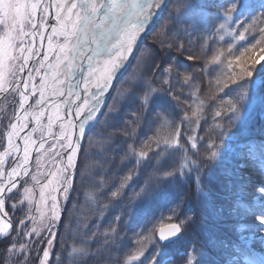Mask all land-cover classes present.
<instances>
[{
  "label": "snow or ice",
  "instance_id": "snow-or-ice-1",
  "mask_svg": "<svg viewBox=\"0 0 264 264\" xmlns=\"http://www.w3.org/2000/svg\"><path fill=\"white\" fill-rule=\"evenodd\" d=\"M212 8L217 11L211 12ZM52 9L55 24L51 25L47 39L48 51L55 54V60L48 64V71L37 86L32 82L34 77L30 71L27 78L22 79L33 56V47L26 46L23 41L26 36L35 38L37 35L43 40L47 17L52 14ZM165 9L168 15L160 29L164 48L175 47L178 51H185V44L188 49H192L202 40L200 47L206 54L209 41H225V35L232 37L231 43L225 41L228 47L216 48L211 60L201 69L207 73L209 64L227 68V72L223 73L225 80L217 76L215 83L219 87L210 99L217 100L219 93L229 98L224 100L219 97L213 115L214 126L205 138L183 131L185 123L194 124L191 131H196L206 106L205 100L198 95L200 88L194 83L191 73L182 76L183 84L191 88V102L183 101L192 109L191 115L185 109L177 121L169 111H174L181 102L172 87L175 58L163 68L160 76L153 73L155 79L145 78L142 74L133 78L120 95L125 100L130 99L136 110L121 118L122 126L111 125L113 131L103 138V145L113 155H119L122 165H132L120 179L118 187L111 191L110 197L113 200L121 199L133 176L139 175L141 168L147 166L151 169L148 178L138 191L133 192L126 206L128 215L143 219L145 209L161 195L173 198L189 195L177 192L175 185L180 181L192 180L194 187L190 196L196 208L202 211L204 219L211 215L216 221L208 237V247L215 255L206 253L203 246H199L198 239H189L190 235H196L193 231L196 215L193 212L179 216L178 209L184 202L181 199L175 208L170 209L171 215L166 217L169 221L175 217L177 222L158 229L153 225L147 229V234L142 227L136 233V247L124 253L122 260L112 254L114 250H119L123 239L114 224L103 232L99 231L98 226L90 234L85 232L84 235L89 238H81L79 246L73 244L66 248V256L57 254L56 264H89L90 261L92 264H145V261L147 264H264V240L260 241V250L249 245V240L257 232L264 235V139L257 141L244 135L252 113L258 109L264 114V78H253V72L243 67L237 73L231 62L232 57L240 61L241 56L252 49L259 48L264 53V0H0V94L18 97V105L11 115L0 109L5 111V115L0 116V125H3L0 127V140L3 141L0 143V245H3L0 247V264H28V245L18 241L21 238L20 226H23L25 236L32 233L40 235V230L35 226L36 218L31 215L34 205L36 211L40 212V223L52 236V239L47 240L49 247L43 249L42 258H39V264H48L50 249L56 237L52 229L61 219L59 202L51 192L62 188L65 199L68 198L74 175L70 170L76 168L81 141L87 138L98 115H104L107 124V118L119 112L118 108L109 106L107 113H101L104 93L125 67L142 35L147 33ZM38 27L40 31H33ZM249 37L255 42L241 43L248 42ZM237 49L239 54H236ZM225 51L229 55L227 63L223 59ZM186 59L195 61L197 57L190 53ZM47 60L48 55L45 54L44 61ZM260 60H264V55L260 56ZM237 66L240 67L239 64ZM155 69L159 71V65H155ZM77 72L82 73L80 83L94 103H90L88 96L82 98L79 93H75V99L82 100L75 106V119L79 123H67L68 128L77 130L75 143L65 124H60L61 138L66 141L61 147L71 149L66 164L52 172L53 179L43 185H40L36 175H32L34 184L28 186V181L23 180V177L29 176L27 165L36 143L32 133L38 130L44 109L32 112L25 105L37 93L39 98L30 107L44 104L46 93L49 92L56 96H64L67 92L71 97L72 81ZM176 74L181 75L178 70ZM156 80L159 82L156 83ZM229 83L235 88H229ZM91 88H95L96 92L91 93ZM53 108L55 119L61 120L59 106L53 105ZM68 115H72L71 108ZM149 116L152 117L155 130L152 136L140 140V129L148 122ZM29 117L35 120L38 127H33L22 136L21 133L29 127ZM48 119V130L51 132L53 118L49 116ZM117 134L122 137L119 143L115 142ZM238 135L244 137L242 145L236 144ZM18 141H22L23 148ZM43 146L42 135L40 148ZM103 151L102 146L101 153ZM10 159L13 166L6 171L5 165ZM218 160L222 163L219 185L214 192L206 191L203 176L209 164ZM36 163L40 164L39 157ZM250 167L258 171L260 176L255 190L251 180L244 175L245 169ZM84 169L81 178H89L92 175L89 164H85ZM165 185L168 187L165 188ZM36 186L40 187L39 201L35 200ZM103 188L101 180L100 190ZM45 190H48L47 196ZM17 196L20 197L18 201L14 200ZM48 199L52 201L50 207ZM90 199L95 201L97 198L93 195ZM6 201L11 202V216L6 211ZM25 203L28 205L25 217L33 221L31 231L27 230L25 218L19 220L17 227L13 225L18 208L23 209ZM99 207L102 217L109 205L100 204ZM42 208H46L47 212ZM123 215H117L115 222H119ZM248 216L254 217L257 225H245L243 221ZM231 221L238 222L231 225L236 232V240H229L223 234L224 225ZM82 227L86 229L88 224L85 222ZM246 227L251 235L245 234ZM80 230L79 223L74 230L72 221H69V236L74 237ZM149 245L152 248L146 256ZM22 256L24 259H21Z\"/></svg>",
  "mask_w": 264,
  "mask_h": 264
},
{
  "label": "trees",
  "instance_id": "trees-1",
  "mask_svg": "<svg viewBox=\"0 0 264 264\" xmlns=\"http://www.w3.org/2000/svg\"><path fill=\"white\" fill-rule=\"evenodd\" d=\"M215 10V8H212L210 11L215 13ZM167 15L168 10L161 20L162 24H164ZM160 29L161 28L154 31V35L152 36L150 41L142 46L141 51L135 57L130 70L124 74L125 76L123 75L124 77L122 76L123 81L119 86L118 93L114 96H111L102 113H105V110L109 105L118 108L119 112L112 113L111 116L107 118V124L105 123V116L103 122L100 121L103 117V115H101L97 120L98 122H96L97 124H94L95 126L92 127L93 129H91V131L87 135V138L85 139L84 146L89 140L93 142H101L102 146L104 147V158H94V162L98 163L94 164L95 166L92 171L93 178L90 182L89 178H81V172L85 171L84 165L91 162L89 160V153L93 148L94 143H89L87 147L88 159H82L81 156L72 185L71 195L68 202L64 204V214L61 221L58 225H56L53 231L56 233V237L53 240V246L50 252L48 264H56L55 257L57 254L66 256L67 251H65V249L69 246L73 244L79 246L81 238L88 239L89 237L84 235L85 232L90 234L92 231L96 230L97 226L99 227V231L103 232L114 224L118 228V231L123 239L122 241H120L119 250H114L112 254L114 257H117L118 260H122L124 253H128L130 250V246H133L134 233L138 231V229L142 225V222H144L148 218L157 217L159 214H163L171 208H175L177 203H179L181 199H183L184 202L178 209L179 216L182 217L185 214H192L193 212H195L196 215V224L193 228V231L196 233V235H190L189 239H198L199 246H203L206 253L215 255V253H213L212 250L208 247V237L209 232L216 221L211 215H208V218L204 219L202 216V211L196 208L194 200L190 196V193L192 192V189L194 187V183L192 180L180 181L175 185V190L177 192H182L189 195L178 196L176 198L167 195H161L145 209L146 215L143 217V219L128 215V213L126 212V206L129 204V198L133 195V192L138 191L140 186H142L144 181L148 178V174L151 171L150 168H148L147 166L142 167L140 170V174L133 176L131 182H129L128 187L124 189L121 199L113 200L110 197L111 191L115 190L116 188L115 183L118 181V179L122 178L128 173L132 165L127 163L122 165L120 163L119 155H113L111 150L107 146L103 145V138L108 136V134L113 131L111 125L117 126L119 120L121 122L122 117H124L131 111L136 110V106L130 99L125 100L120 95L124 91V89L129 86V83L133 78L142 74L145 78L153 77V79H155L153 73L155 72L156 76H160L163 68L172 62V58H175V69L173 71L172 87L175 90L176 94L180 96L181 102L178 106L175 107L174 111L172 109H169V111L172 113V117L175 120L179 121L183 116V112L185 109L188 110L189 115H191L192 111L191 108H188L187 105L183 103L184 100H188L189 102H191L192 98L190 96L191 88L183 84L182 76L184 73H191L192 75L196 73L194 83L196 82L200 85V91L198 95L201 99L205 100L206 106L204 112L202 113L200 126L196 128V131H191V129L195 127L194 124L188 125L187 123H185L183 131L188 132L192 135L203 136L205 138H207L208 132L214 126L213 115L216 106L219 103V97H223L224 100H227L229 98L228 96H224L223 93H219L217 100H211L210 98L214 94H216V89L219 86L209 83L207 85H204V79L200 80L199 76H197L198 73L196 70L198 61H195V63L197 64H195L194 61H188V63L185 61L184 53L188 49L187 44H185V51H178L175 47H173L172 49L162 47L161 41L163 39L160 36ZM201 42L202 40L198 41L194 49L192 48L193 50L191 52L193 55L198 56V54H200ZM155 44L160 47V53H157V50H155ZM248 57L250 56H241L240 62L238 63L240 67L235 66L233 67V70L239 73L241 71V67L247 68L248 70L253 72L254 77L255 75H258V73H260L259 69L261 68L262 70L264 68V65L256 66V64H253L255 62H252L255 58L254 55L250 57V60H248ZM154 60L156 61L154 62ZM155 65H159V71L155 69ZM189 66L191 68H195V70H191ZM176 70H178L181 75L178 76L176 74ZM261 74H264V71H261ZM121 78L119 79V81L121 80ZM158 82L159 81L156 80V83ZM229 88L234 89L235 85L229 83ZM225 91L227 92L228 89H225ZM133 106L134 108H132ZM107 112L108 109L106 113ZM117 116L118 119L116 120ZM116 121L117 123L115 124ZM154 130L155 126L152 123V117L149 116L148 122L145 123L144 126L140 129V140H144L149 136H152ZM246 136H249L257 141L264 139V117L261 111L258 109L252 113L248 121V130L246 132ZM239 140L240 135H238L237 137L236 144L242 145L244 142V137L242 140H240V142ZM201 151H203V149H201ZM105 157H107V159H105ZM221 170L222 163L220 160L209 164L203 176V183L205 185L206 191L212 190L214 192L218 187L221 177ZM244 175L246 178L251 180L253 190H255L256 183L260 179L258 171L250 167L245 169ZM101 180L104 183V188L102 190H100ZM164 187L167 188L168 186L165 185ZM93 195H95L97 198L95 201L90 199V197ZM100 204L109 205V207L104 210V214L102 217L100 216ZM121 213H124L122 219L119 222H115L114 218L117 215H121ZM21 218V214H15V217L13 218L14 227H17L19 225V220ZM70 220L72 221V228L74 230L77 228V223H79L81 226V230L76 232L74 237L68 235V225ZM173 221L177 222V218H174ZM85 222L88 224V227L86 229L82 227ZM236 222L237 221H231L229 224L224 225L225 232L223 234L229 240H235V235L233 233L231 225L235 224ZM21 233L22 231L20 232V235ZM47 240L48 237H45V232L43 231L40 232L39 236H37L35 233L32 234L31 238L26 244L28 245V264H37V262L39 261L38 259L40 258V252L43 248V245L46 244ZM92 246L95 247L94 244ZM0 247H3V245H0ZM21 259H24V257L22 256ZM89 264H92V262L90 261Z\"/></svg>",
  "mask_w": 264,
  "mask_h": 264
},
{
  "label": "rangeland",
  "instance_id": "rangeland-1",
  "mask_svg": "<svg viewBox=\"0 0 264 264\" xmlns=\"http://www.w3.org/2000/svg\"><path fill=\"white\" fill-rule=\"evenodd\" d=\"M49 2H50V0H49ZM52 10H51V13L53 12V14H51L49 17H47L46 28H47V26L49 24V18L51 16L54 18V9H52ZM216 11H217V9L215 10V12ZM166 12H167V9L163 13V16L161 17V19L157 23L155 29L146 37L145 42H143V44L139 48L137 54L140 53L142 46H144L148 41H150V39L154 35V31L159 30V28H161V26L163 25L161 23V20L165 16ZM39 15L40 14L38 13L37 20H39ZM216 23L218 24L219 21H216ZM51 25H54V23L53 24H49L48 28H51ZM231 27H236V26L232 25ZM33 31H40L39 27L37 29H33ZM50 33L48 32V29H46L43 32V40L41 39L40 35H37L35 38H32L30 36H26L24 38V41H23L26 46L30 45V46L33 47V56L28 62V67L26 68L27 71L25 72V74L24 73L22 74V79H23V77L27 78L28 72L30 71L32 73V76L34 77V79L37 82L36 83L37 86L40 84L39 82H40V78H41L42 74L44 75V73L46 72L45 69L48 70V67H47L48 64L49 63H53L54 60H55V54L53 52H49L48 51V39H47V37L49 36ZM253 35L255 36L256 34H253ZM160 36L163 39V36L161 34H160ZM54 41H55V38H54ZM225 41L228 42V43H231L232 42V37H229V36L225 35ZM225 41H219V42L209 41L208 45H207V53L206 54L204 52H202L201 47H200V51L201 52H200V54H198V56H196L197 59L195 60V61H198V64L195 63V61H194V63L197 64V70H196L197 73H198L197 76H199L200 80L204 79V85H207L208 83L216 85L215 81H216L217 76H220L222 81L226 79V77L223 75V73L227 72V68L224 67V66H215V65L209 64L208 65L209 71L207 73L201 70V69H203L205 67L206 63L211 60L213 52H214V50L216 48H224V49H226L228 47V43H225ZM254 42H255L254 39L249 37L248 42H241V43L250 44V43H254ZM202 43H203V41L201 42V44ZM154 46H155V50H157V53H160V50H159L160 47H158L157 44H155ZM193 49H187L185 51V53H184L185 54V58L184 59H185V61L187 63H188V60L186 59V57H187L188 54H190V53L192 54L191 51ZM45 54L48 55V60L44 62L42 55L45 56ZM137 54L133 57L130 66L127 68V70L122 75H124L126 72H128L130 70V68H131V66H132ZM236 54H239V49L236 50ZM247 55H249L250 57H252L254 55L255 58L252 61V62H255V63H253L254 65L255 64H256V66L264 65V60H260V56L264 55V53H261L259 51V48L252 49L249 52L244 53V56H247ZM250 57H248V60H250ZM223 59H225V63L228 62L229 55H228V53L226 51H225V57ZM258 60L260 61L259 63H257ZM155 61L156 60H154V62ZM41 62H43V64H44L43 67H41ZM231 62L233 64V67H235V66L238 65V63L240 61H236L234 59V57H232L231 58ZM18 63H22V61H19ZM190 69L191 70H195V68H191V67H190ZM261 71H264V68L262 70L260 68L259 69L260 73H258V75H255L253 78H256L257 80L263 78L264 74H261ZM122 75H121V77H122ZM123 77L121 78L120 81L118 80L119 82L116 81L113 84V86L110 85L109 91L107 90L108 91L107 99L110 98L111 94H112V96H114V95H116L118 93L119 86H120L121 82L123 81ZM193 77L194 78L196 77V73L193 75ZM80 86H82L84 88L83 84H81ZM93 89H94V91H96L95 88H93ZM47 94H48L47 97L54 96V95L51 94V92H49ZM38 97H39V93H37L36 96L33 98V100H31L30 103L28 102V104L25 105V107L27 106V108H29V110H31V108H34V107H30V106L31 105H35V101H36V99H38ZM49 101L51 102V100H49ZM50 102H46L47 104H49L47 109H48L49 112H53L54 108L52 107L53 105ZM17 105H18V97L14 98L13 95H11V94H8V95L0 94V109L6 110V112L9 115H11L13 109L15 107H17ZM36 106H38L36 112H39L41 109L45 110L44 107H40L39 105H36ZM109 106H107V108L105 110V113H106V111H107ZM132 108H134V106ZM49 112H47V113H49ZM4 115H5V111H0V116H4ZM43 117H44V115L40 118L41 121H40L39 127L37 125L35 126V127H38V130L36 132L32 133V138L36 141V143H35L36 146L34 145L32 147L31 153H32V151L34 149H35V152H34L33 156L31 157L32 159L30 158L31 161H29V164L27 165V167L29 168V176L23 177V180L28 181V186H33V184H34V182L31 180V176L32 175H36L37 179L40 182V185H43V184L47 183V181L49 179H53L52 176H51L52 172H55L57 170V168L63 167V165L61 163L63 161L60 162L59 160L61 158L62 153H64V151L66 150V148L60 146V150L58 151L59 144L62 145L64 143H66V141H64L61 138V131L62 130H60L58 132V134L55 135L56 138L52 137V136H54V134H53L54 133L53 132V129H54L53 125L51 127V132H49V130H48L49 122H47V124L43 123V125H41ZM263 117H264V114H263ZM117 119H118V116H117L116 120ZM103 120H104V115H103V117L101 118L100 121L103 122ZM4 123L6 124L7 121H5ZM91 123L92 122H90V124ZM116 123H117V121L115 122V124ZM35 124H36V122H35V120H33V127H34ZM117 126H122V121L120 122V120H119ZM0 127H3V125H0ZM42 135H43V144H44V146H43V148H40V143H41L40 141H41ZM244 135H246V133ZM120 139H121V136L119 134H117L116 137H115V142L119 143ZM242 139H243V136H240V140H242ZM144 140H146V139H144ZM240 140H239V142H240ZM89 141L86 142V144H85V146L83 148L82 159L83 158L88 159L87 147H88V145L90 143ZM0 143H3V141L0 140ZM101 146H102L101 142H95L94 145H93V148L90 150V153H89V160L91 161L89 163L90 171H93V168L95 166L94 165V158H96V157L104 158V152L103 153L100 152L101 151ZM0 151H2V148H0ZM57 153H59V155H57ZM37 157H39V159H40V164L39 165H37V163H36ZM66 162H67V159L64 162V164H66ZM11 166H13V165H12V160L10 159L5 165V170L7 171V169L9 167H11ZM70 171L73 172V170H70ZM92 178H93V176L91 175L89 177V181L90 182H91ZM120 179H118V181L115 183L116 187H118V185L120 183ZM21 183H23V181H21ZM72 185H73V178H72ZM34 193H35V200L39 201V198H40L39 197V193H40V187L39 186L35 187ZM45 194H46V196L48 195V190H45ZM51 195L55 196L57 198V201L59 202V205H60V212H62L64 210V204H65V202L67 200V199H65V195L63 194V189L60 188L58 191H53V192H51ZM67 196H69V193L67 194ZM19 199H20L19 196L14 198V200H16V201H18ZM10 203L11 202L6 201V211H9L10 216H11L12 215V210H11V207H10ZM47 203H48V206L50 207V205L52 203L51 199H48ZM27 207H28V205H27V203H25V205L23 206V209H19L18 208L16 213L21 214L22 218H25V224L27 225V230L31 231V228L33 227V221L30 220V219H27L25 217V212L27 210ZM42 210L47 212L46 208H42ZM31 215L36 218L35 226L37 227V229L40 230V232H42V231L45 232V237L46 238L48 237V239H52L51 233H49L47 228H44L43 225L40 223V212L36 211V206L35 205L33 206ZM169 215H171L170 209L167 210L163 214H159L157 217L146 219L144 222H142V225L140 226V228L138 229V231L136 233L140 232L142 227L144 228L145 234H147V229L148 228H152L153 225H155V227L158 229L160 226H162L164 224L174 222L173 220H174L175 217L173 218L172 221H169V220L166 219V217H168ZM57 223H58V221H57ZM236 223H238V222H236ZM243 223L245 225H248V226L257 225V222L255 221L254 217H251V216H248L243 221ZM20 227H21L22 233L20 235L21 238L19 239L18 243H24L26 245L27 242L29 241V239L31 238L33 233L30 236H25L24 235L23 226H20ZM54 228L52 229V232L54 231ZM244 232H245V234L251 235V232L249 231V229L247 227L244 229ZM136 233H134L133 246H130V250L128 249L129 252L136 247V245H135V241L137 239ZM233 233L235 235V240H236L237 239L236 232L233 231ZM261 240H264V235H260L257 232L256 235H253L252 238L249 240V245L257 248L258 250H260L261 249V244H260ZM48 247L49 246H48V244L46 242V244L43 245V248H42V250L40 252V258H42L43 249L48 248ZM151 248H152V246L149 245V252H146V256L150 253ZM51 250H52V247L50 249V252H51ZM37 264H39V261L37 262ZM145 264H147L146 261H145Z\"/></svg>",
  "mask_w": 264,
  "mask_h": 264
},
{
  "label": "flooded vegetation",
  "instance_id": "flooded-vegetation-1",
  "mask_svg": "<svg viewBox=\"0 0 264 264\" xmlns=\"http://www.w3.org/2000/svg\"><path fill=\"white\" fill-rule=\"evenodd\" d=\"M49 116H51L52 118H53V123H52V125H53V134H54V136L56 135V134H58V132L61 130V128H60V124L61 123H64L65 124V126H66V130H67V123H68V119L70 118L69 117V115L68 114H61V112H60V116L62 117V119L61 120H56L55 119V110L53 111V112H49V113H47L46 115H44V117H43V119H42V122H41V125H43V123L45 124H47V122H49ZM41 121V120H40ZM54 136H52V137H54ZM60 144H59V146H58V151L60 150Z\"/></svg>",
  "mask_w": 264,
  "mask_h": 264
},
{
  "label": "water",
  "instance_id": "water-1",
  "mask_svg": "<svg viewBox=\"0 0 264 264\" xmlns=\"http://www.w3.org/2000/svg\"><path fill=\"white\" fill-rule=\"evenodd\" d=\"M78 81H76L75 80V82H74V86H73V91L75 92L76 90H77V88H78ZM64 97H66V95H64V96H57L56 97V99H59V98H64ZM66 99H68V100H71L70 99V97H66ZM69 102L70 101H67V103H66V107H65V113H66V110H67V104H69ZM40 106V105H39ZM41 106H45V108H46V110H47V107H48V105H46L45 104V102H44V104H42ZM38 108V106H35L34 108H33V110H32V112H34L36 109ZM81 118H83V117H81ZM29 123V127L28 128H26L25 130H24V132H22L21 133V135L23 136V135H26L29 131H30V129H31V123L30 122H28ZM73 123H76V124H78V120H76L75 119V117L73 118ZM28 131V132H27ZM41 142V141H40ZM39 142V143H40ZM18 143H20L21 144V141H18ZM38 144V143H37ZM34 152H35V149L32 151V153H31V157L33 156V154H34ZM32 159V158H31ZM31 159H30V161H31ZM17 179H19V178H17ZM63 214V213H62ZM174 223V222H173ZM169 223H167V224H164V225H162L161 227H165V226H167ZM160 228V227H159Z\"/></svg>",
  "mask_w": 264,
  "mask_h": 264
},
{
  "label": "bare ground",
  "instance_id": "bare-ground-1",
  "mask_svg": "<svg viewBox=\"0 0 264 264\" xmlns=\"http://www.w3.org/2000/svg\"><path fill=\"white\" fill-rule=\"evenodd\" d=\"M164 11H165V10H164ZM164 11L162 12L161 16L163 15ZM161 16L159 17V19L161 18ZM159 19L156 21V23H155L153 29H152V30H151L146 36H148V35H149V34L155 29V27H156V25H157ZM140 46H141V45H140ZM140 46H139V48H140ZM139 48H138V50H139ZM138 50H137V52H138ZM137 52H136V54H137ZM26 71H27V69H25V72H26ZM25 72H24V74H25ZM43 76H44V75L42 74L41 78H42ZM122 76H123V75H122ZM41 78H40V81H41ZM120 78H121V77H120ZM120 78H119V79H120ZM23 79H26V78L23 77ZM119 79H118V80H119ZM32 82H34L35 84L37 83L35 79H34ZM39 83H40V82H39ZM38 86H39V85H38ZM112 92H113V91H112ZM47 96H48V94L46 93V99H45V101H46V102H50L49 100L53 99L56 95H54V96H49V97H51L50 99H48L49 97H47ZM111 96H112V94H111ZM111 96H110V98H111ZM33 98H34V97H30V98H29V103H30L31 100H33ZM38 98H39V97H38ZM110 98H109V99H110ZM102 99H104V95H103V98H102ZM108 102H109V100H108ZM108 102L106 103V105L108 104ZM46 105H47V103H46ZM40 106H41V105H40ZM41 107H44V108H45V106H41ZM26 108H27V106H26ZM20 114L23 115L22 112H21ZM28 122L31 123L30 126L32 127V125H33V119H32L31 117L28 118ZM97 122H98V121H97ZM96 124H97V123H96ZM96 124H95V125H96ZM95 125H94V126H95ZM94 126H93V127H94ZM91 129H93V128H91ZM27 132H28V131H27ZM88 133H89V132H88ZM88 133H87V134H88ZM21 148H23V143H22V141H21ZM80 159H81V157H80Z\"/></svg>",
  "mask_w": 264,
  "mask_h": 264
}]
</instances>
